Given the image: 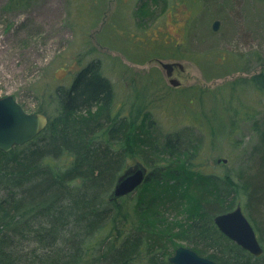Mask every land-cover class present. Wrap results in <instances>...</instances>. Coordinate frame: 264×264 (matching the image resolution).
<instances>
[{
	"label": "trees",
	"instance_id": "trees-1",
	"mask_svg": "<svg viewBox=\"0 0 264 264\" xmlns=\"http://www.w3.org/2000/svg\"><path fill=\"white\" fill-rule=\"evenodd\" d=\"M155 3L164 13L167 0ZM192 4L195 15L210 9V0ZM233 63L236 67L240 60ZM226 67L217 71L229 73ZM232 90L258 91L264 109V67L250 79L232 83ZM48 98L55 112L40 108L49 118L44 132L10 152L0 151V264H171L170 247L175 252L179 241L219 264H264V254L257 258L242 249L214 222L241 204L264 249V122L258 116L249 112L239 122L231 116L230 134L248 123L258 134L246 154L252 173L231 179L201 172L192 160L159 168L152 156L172 161L177 155L172 153H178L171 148V136L159 148L161 135L147 124L150 111L141 100L126 113L116 111L115 88L99 61L90 62L71 85L58 86ZM136 154L154 170L134 193L109 201ZM178 178L183 179L180 185L185 180L191 185L196 201V213L182 223L169 217L182 210L181 196L155 197L146 190L152 183L160 186Z\"/></svg>",
	"mask_w": 264,
	"mask_h": 264
},
{
	"label": "rangeland",
	"instance_id": "rangeland-1",
	"mask_svg": "<svg viewBox=\"0 0 264 264\" xmlns=\"http://www.w3.org/2000/svg\"><path fill=\"white\" fill-rule=\"evenodd\" d=\"M217 1L221 9L210 0V9L199 16L192 0H167L164 13L155 0H20L18 6L0 0V98L15 97L29 114L43 108L53 115L48 94L99 61L115 88L116 111L126 113L141 100L150 111L147 124L161 135L159 148L171 136L178 153L172 161L151 155L159 168L192 160L206 174L231 179L250 174L254 165L246 154L258 134L250 123L237 126L235 134L228 129L232 115L239 122L251 112L264 122L260 93L232 90V83L264 67V2ZM233 59L240 60L236 67ZM161 63H180L183 69L175 67L170 78ZM224 67L230 72L217 71ZM139 157H130L129 165ZM182 180L146 187L155 197H182L180 213L169 215L174 223L196 213L191 185L186 180L180 185ZM177 245L189 248L182 241Z\"/></svg>",
	"mask_w": 264,
	"mask_h": 264
},
{
	"label": "water",
	"instance_id": "water-1",
	"mask_svg": "<svg viewBox=\"0 0 264 264\" xmlns=\"http://www.w3.org/2000/svg\"><path fill=\"white\" fill-rule=\"evenodd\" d=\"M264 2V0H261ZM219 21L213 24V31H218ZM167 76L172 77L175 67L183 69L180 63H161ZM170 84L179 87V81L170 80ZM49 124L47 115L37 112L29 114L17 103L15 97L0 98V151L10 152L16 146H23L37 138ZM227 163V160H223ZM221 162V161H220ZM148 177V168L137 162L129 166L118 178L117 183L109 196L113 202L134 193L141 187ZM218 230L232 242L260 258L264 254L257 233L245 215L241 204L233 211L215 217ZM171 264H219L218 262L200 256L194 250L180 246L169 258Z\"/></svg>",
	"mask_w": 264,
	"mask_h": 264
}]
</instances>
